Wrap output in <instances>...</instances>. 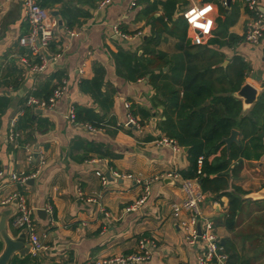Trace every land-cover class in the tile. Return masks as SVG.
<instances>
[{"label":"crops","instance_id":"obj_1","mask_svg":"<svg viewBox=\"0 0 264 264\" xmlns=\"http://www.w3.org/2000/svg\"><path fill=\"white\" fill-rule=\"evenodd\" d=\"M132 1L112 0L101 7V0H39L57 21V26L48 51L51 58L45 70L38 72L23 61L25 58L39 62L19 42L30 30L22 0H0V170L4 172L0 176V202L22 191L34 208L33 219L45 248L36 256L29 253L27 264L69 261L84 264L87 260L128 254L136 251L142 236L158 241L157 250L146 264H198L204 245L187 241L179 219L172 212V204L185 198L180 182L169 177L154 181L147 202L129 211L127 209L143 194V186L113 176L117 171L153 177L170 171L180 172L190 166L189 147L185 150L181 146V150L176 151L158 143L166 136L163 128L166 106L162 103L163 95L149 81L150 74L136 81L124 78L117 72L113 54L124 50L147 57L153 49L165 52L170 64L163 72L171 75L172 68L184 59L187 49L193 53L200 51L205 54L206 65L214 70L213 78L238 55L250 67L243 84L251 82L258 87L260 97L264 90V36L256 45L244 39L229 44L230 34L241 38L250 20L240 0H231L229 7L223 4L226 0H177L175 19L192 5L215 4L212 36L203 44H195L188 28L185 42L175 35L165 34L158 44L149 43L151 25L142 14L147 4L137 0V5L131 7ZM260 7L264 11V0H260ZM56 12L58 16L53 14ZM155 13L156 16L163 13L161 4ZM228 20L234 21L227 25ZM115 24H120L125 33L133 35L141 31L143 34L124 39L114 30ZM213 45L221 49L212 51ZM96 65L106 69V87L114 94L112 106L104 117L106 125L98 132H91L65 116L72 106L93 107L95 112L104 113L91 94L80 86L82 80L93 79ZM62 79H67L68 90L53 108L27 104L29 96L41 99L38 92L44 95L52 92ZM127 101L132 104L131 110L140 128L126 126ZM251 108L244 112H250ZM39 109L43 112L38 114ZM146 112H150L149 117L145 116ZM26 113L31 114L34 121L29 128L22 120ZM14 119L21 133V142L17 143L9 138ZM41 119L50 121L49 129L44 131L47 125ZM242 137L240 134V142ZM29 151H38L46 162L35 179L20 186L10 180V173L27 174L36 168L38 162L28 159ZM239 162L240 159L233 160L227 177L228 191H234L236 186L243 190L235 228L226 226L229 197L204 192L198 180V187L205 193L202 211L214 222L220 242L231 238L254 264H264V197L254 196L264 190V152L260 159ZM98 172L106 176L110 172L107 184H103ZM48 205L54 208L53 219L48 212L45 217L38 213ZM9 209L6 229L16 237L23 232L13 224L16 203L0 206V220ZM247 227L256 231L242 232ZM3 248L0 234V253ZM16 258L22 257L17 255Z\"/></svg>","mask_w":264,"mask_h":264},{"label":"trees","instance_id":"obj_2","mask_svg":"<svg viewBox=\"0 0 264 264\" xmlns=\"http://www.w3.org/2000/svg\"><path fill=\"white\" fill-rule=\"evenodd\" d=\"M139 1L147 4L142 11L151 25V35L147 42L158 44L165 34L175 35L182 42L186 41V19L183 16L174 18L177 0ZM158 4L162 5L163 13L156 16ZM233 21L228 20L227 25ZM229 38V44L233 45L243 39V36L239 38L230 34ZM113 57L117 72L128 80L136 81L150 74L149 81L164 97L162 103H165L164 112L167 117L163 127L165 135L176 140L180 146L189 147L190 166L180 173L183 177L201 181L204 192L212 191L229 197L226 226L233 230L236 225L235 216L241 207L240 193L243 190L238 186L232 192L227 190L228 169L233 160L240 159L241 164L243 159H260L264 152V90L248 113L244 112L243 101L233 95L243 85L245 75L250 70L249 65L235 55L231 64L226 69L221 67V72L213 78L214 70L206 65L205 54L200 51L193 53L187 49L184 59L177 61L172 68L171 75L163 72L170 64L168 55L159 50L153 49L147 57L119 50ZM105 73L103 66L96 65L93 79L82 80L80 84L84 92L91 94L94 103L104 109V113L95 112L93 107L74 106L76 122L89 123L98 128L106 125L104 117L112 106L114 92L106 87ZM262 86L264 87V83ZM53 90L46 95L38 92L42 96L41 100L48 101ZM145 116L149 117L150 112H146ZM22 120L28 128L34 122L29 113ZM40 121L47 125L44 131L51 126L48 119ZM233 128L239 130L243 137L240 144L234 143L228 153L222 139L229 136ZM201 156L204 157L202 172L198 173V159ZM239 168L237 165L236 169ZM221 243L228 254V264H254L251 258L240 252L231 238H225ZM28 261L27 255L24 258H15L12 264H27Z\"/></svg>","mask_w":264,"mask_h":264},{"label":"built area","instance_id":"obj_3","mask_svg":"<svg viewBox=\"0 0 264 264\" xmlns=\"http://www.w3.org/2000/svg\"><path fill=\"white\" fill-rule=\"evenodd\" d=\"M112 0H101L100 6L103 7ZM243 3L244 9L250 14V20L247 23L243 39L251 44H259L264 36V11L260 7V0H240ZM24 6L25 20L30 26V30L19 40L20 44L29 49L31 54H34L39 62L33 63L28 59L23 61L32 70L42 72L47 67L50 56L48 51L51 43L54 40L53 30L57 26V21L53 20L48 9L43 7L39 0H22ZM223 4L227 3L223 1ZM137 5V0H133L131 7ZM215 4L208 2L200 6L192 5L182 12V16L186 19L189 30H191V39L195 44L205 43L213 34L215 19L212 16ZM114 30L124 39H131L134 36H141L143 32L139 31L136 34H129L121 31L120 24L114 25ZM58 56V55H57ZM53 58V57H52ZM68 90L67 79H62L54 88L52 95L48 101L41 100L35 96H29L27 104L39 108H53L55 103L62 98ZM129 110L128 122L126 126L133 125L140 128V122L132 113L131 102L125 103ZM67 120L72 123H77L84 126L91 132H98L101 128L95 127L89 123H78L75 121L74 106L70 108L69 113L65 116ZM16 119L12 121L9 130V138L15 143L19 142L21 133L16 128ZM160 145H168L176 151L181 150V146L176 140L163 136L158 140ZM29 150V145H25ZM37 151H29L28 159L30 161H37L36 168L29 173L18 174L16 172L10 173V180L19 184L26 185L30 180L35 179L41 172L46 160L45 156ZM204 157L198 159V173L202 172ZM4 174L0 170V176ZM103 184L108 183V177L102 173H97ZM114 178H126L143 186V194L136 200L127 210H137L144 205L151 193V185L154 181L164 177L173 178L179 181L185 198L180 202L172 204V212L175 217L179 219L180 227L186 233V239L190 244H197L203 242V249L198 257V264H228V254L225 247L218 240L215 232L214 222L208 217L204 216L201 208L202 202L205 200V193L198 187L197 178H186L178 171H170L160 176L144 177L133 173H121L115 171ZM16 203V213L13 217V224L16 228L22 230L27 234L30 244V254L36 256L45 246L42 244L41 235L38 232L37 225L33 219L34 208L28 203L26 195L22 191H17L8 198L0 202V206ZM46 211L52 219L55 216L54 208L51 205L46 207ZM185 214V217H181ZM201 223V234H199L198 224ZM158 248V241L155 238L142 236L138 239L137 249L135 252L128 254L114 255L97 260H87L84 264H146L151 259L152 254ZM59 264H77L76 262H63Z\"/></svg>","mask_w":264,"mask_h":264},{"label":"water","instance_id":"obj_4","mask_svg":"<svg viewBox=\"0 0 264 264\" xmlns=\"http://www.w3.org/2000/svg\"><path fill=\"white\" fill-rule=\"evenodd\" d=\"M231 0H226L227 7L230 6ZM55 16H58L57 12L53 13ZM62 25L63 22L60 21ZM261 80V78H258ZM234 95L243 100V107L245 110L251 108V106L258 100L259 89L251 82L243 84L239 91L234 93ZM43 110L39 109L36 113H42ZM135 127V126H134ZM240 131L233 128L230 132V135L223 138L222 142L226 144L228 153L231 151L232 145L234 143L240 144ZM188 147H185L187 150ZM110 177V172H108L107 177ZM31 181V180H30ZM257 198L264 197V190L259 192L257 195H254ZM11 210H6L4 216L0 220V234L2 236V241L4 242V248L0 253V264H12L17 255H20L22 258L29 255L30 253V244L28 241L27 234L25 232L20 233L18 236H12L6 229V219L10 214ZM39 214L45 217L47 215L46 209H39ZM199 234H201V223L198 224Z\"/></svg>","mask_w":264,"mask_h":264},{"label":"rangeland","instance_id":"obj_5","mask_svg":"<svg viewBox=\"0 0 264 264\" xmlns=\"http://www.w3.org/2000/svg\"><path fill=\"white\" fill-rule=\"evenodd\" d=\"M216 42H218V43H222V44H225L223 41H219V40H217ZM220 49H221V48H220ZM220 49L217 48L215 45H213L211 50H212V51H216V50H220ZM201 208H202V205H201ZM249 231H253V232H255L256 229L247 227V228H245V229L242 230V232H249ZM202 243H203V242H202Z\"/></svg>","mask_w":264,"mask_h":264}]
</instances>
